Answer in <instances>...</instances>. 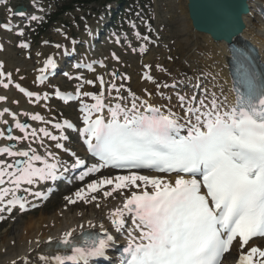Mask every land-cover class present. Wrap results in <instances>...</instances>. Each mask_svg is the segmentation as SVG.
I'll return each mask as SVG.
<instances>
[{
	"label": "snow or ice",
	"instance_id": "snow-or-ice-1",
	"mask_svg": "<svg viewBox=\"0 0 264 264\" xmlns=\"http://www.w3.org/2000/svg\"><path fill=\"white\" fill-rule=\"evenodd\" d=\"M28 19L37 21L39 17L31 15ZM13 28L10 22H0V29ZM15 34L23 37L24 30L19 28ZM135 35L151 43L148 36ZM18 47L28 49L29 44L21 42ZM147 51L145 45L139 47L141 55ZM112 59L119 62L115 53ZM99 66L106 68L102 61ZM3 67L0 63V69ZM56 67L49 56L40 72ZM85 67L93 71L91 64ZM143 67L142 79L155 88L154 92L145 89L144 97L125 88L124 83L118 86L117 78L128 81L130 77L116 71L109 72L108 82L103 75L88 79L65 73L69 80L78 82L75 94L57 90L55 96L65 104L79 101L83 127L65 119L52 124L59 135L45 127L29 132L28 124L8 108L0 111V117L7 114L14 121L6 131H0V139L10 142L0 147V213L11 214L16 208L25 211L30 196L46 199V193L34 189L61 179V169L78 172L76 179L81 182L110 169L114 174L97 176L79 188L74 199H65L70 204L94 202L99 208L96 193L106 200L116 199L114 194H118L121 203L106 216L112 231L101 223L99 234L80 239L73 238L74 230L65 232L46 254H37L40 264H92L108 259L109 250L117 247L118 236L126 240L118 264H223V257L235 244L236 264H264V249L248 247L254 238H264V72L257 74L242 65L243 91L234 89V100L229 102L227 96L220 99L206 87L200 97L195 91L176 93L175 78L169 84L151 75L150 65ZM156 70L172 76L159 64ZM0 78H5L3 71ZM6 79V83L0 79L4 89L13 83L10 75ZM36 80L42 83L44 76ZM97 84L98 92L84 90L85 85ZM15 87L29 103L49 99L47 93L39 95L20 84ZM200 87L199 83L193 85L194 89ZM165 89L173 90L172 94L166 96ZM154 96L159 97V103H153ZM85 98L91 103H85ZM5 99L0 96V101ZM22 115L51 123L39 114ZM0 123L7 125L8 121ZM13 127L22 135H13ZM65 130L78 134L93 158L91 164L62 143L70 139ZM30 138L42 153L32 143L26 149L17 147ZM44 138L55 141V149L68 153L74 162L68 165L49 149ZM145 170L159 175H146ZM88 225L95 227L92 221ZM47 243L52 245L51 238ZM22 264H31V260L22 258Z\"/></svg>",
	"mask_w": 264,
	"mask_h": 264
},
{
	"label": "rangeland",
	"instance_id": "rangeland-1",
	"mask_svg": "<svg viewBox=\"0 0 264 264\" xmlns=\"http://www.w3.org/2000/svg\"><path fill=\"white\" fill-rule=\"evenodd\" d=\"M135 1V12L126 14V16L128 18H133L136 15H139V18H143L144 20L146 19L148 23L152 25V33H150L149 36L155 40V43L152 45L145 44L148 51L144 55L139 53V47L143 45L142 43L144 40L142 38H137V36H132L130 39V44H122L120 47L115 46L112 42V35H115V33L116 35H119V30L124 29L123 22L126 18V16H120L115 23L116 25L113 27L115 28V32L110 35V39H107L106 36L103 37L100 44L96 46V51L92 52V55L88 57L89 59H99L104 56L109 60V66L111 68L106 69L104 72L96 73V75L104 76L109 74L108 72H111L114 69V71L123 75H127L128 77L130 74H133L135 76H133L134 80L135 78H138V72H140V68L145 65L144 60L147 59L151 66L150 73L158 78V80L168 82L169 78L173 76V78H175L178 83L180 82V84H183V82H186L188 79H198L201 81V76L203 74V64H201L200 60L198 59L204 55V53L201 55L199 50V48H202L203 40L201 36L194 34L189 26L185 11V1ZM22 2L25 4V6H28L30 9H32L31 1L8 0L5 2V5H0V20L3 21L11 14L8 9L13 10L16 6L22 5ZM38 2V5H40L39 7L42 11L40 16H42V14L46 15L49 13L51 11L49 6L51 4L52 6L54 5V3H48L47 0H38ZM64 3L65 0H59L60 7H62ZM112 7H114V4ZM108 13L109 11L100 8L98 5H90L87 8L75 7L74 10L58 16L54 23L47 27L42 36H37L38 38L35 37V32H33L35 27L27 29L22 38H14L12 35H2L0 33V37L3 42L5 40L9 43V48L3 52L4 55L2 57V61L6 67V70L11 71L14 76L17 77L16 79L24 78V81L29 82L31 80L29 77L32 76L29 74L32 63L36 62L38 59H44L47 54L50 53L48 47L42 45V43L44 41L55 42L58 40V37H60L57 33H55L56 30H63L64 33L68 35V38H74L75 42L77 40H84L89 29H91L93 32L98 31L99 28L105 30L101 25L103 22L108 21L106 20L108 18ZM44 19V21H47L46 17H44ZM106 26H108V24H106L105 27ZM109 31L110 30H108V32ZM25 39L31 42L32 46L30 61H25L23 59V51L17 46L18 43ZM196 45H199L200 47H197ZM73 47L76 48L81 54L85 53L80 46L74 45ZM113 53L119 57V62L112 59ZM0 56L2 55L0 54ZM158 61L162 63V67L168 69L172 73L171 77L156 70ZM96 75L93 74L91 78L88 79H94ZM133 80L130 79V85L132 84ZM125 82L129 83V81H122L124 86L127 85ZM57 84H67V87H70L71 85L70 82H67L66 80H60L58 78L54 82V85ZM72 84L73 87L75 84ZM87 87L90 88L89 91L91 92L99 91L98 84L95 87ZM153 89L155 90L154 87ZM47 108H45V115L46 119L49 121L67 119L70 115L74 114L73 106L63 107L57 104H51ZM69 138L68 147H75V145H77L76 141L70 136ZM29 143H32V140H29ZM24 144L25 141H22L21 143L17 144V147L23 149L25 147ZM45 144L47 145V143ZM51 145L54 148V144ZM32 146L38 148V150L42 153L43 149L40 148L38 143H32ZM55 153L57 154L62 152L56 151ZM59 156H61V158L64 160V154H59ZM87 183L88 182H80L79 185L72 188L70 186L62 187L38 210L24 215H15L12 218L4 221L0 224V236L2 237L4 234L8 235V233L11 234L16 230L18 231L19 226L24 223L32 222L42 216L49 217L50 215L67 209V207L72 204L68 203L65 197L73 198V194ZM39 188H41V186H39ZM73 188L77 190L75 191ZM96 195L98 200H100L102 195L100 193H96ZM93 204L94 202L85 204L82 201H78L73 205V207L71 206L72 210L70 212L76 213L83 209L84 211H87ZM27 258L30 260L35 259L30 257ZM38 261H31V264H34ZM16 264H22V260Z\"/></svg>",
	"mask_w": 264,
	"mask_h": 264
},
{
	"label": "bare ground",
	"instance_id": "bare-ground-1",
	"mask_svg": "<svg viewBox=\"0 0 264 264\" xmlns=\"http://www.w3.org/2000/svg\"><path fill=\"white\" fill-rule=\"evenodd\" d=\"M256 8L264 10V0L249 1L248 15L242 18L243 28L241 29V32L233 39V41H235V43L246 42L253 46L256 49V57L258 62L264 65V23L261 21L259 15L256 14ZM202 40L203 45L202 48H199V50L200 54L203 55L204 53V55L201 56L198 60H200V63L203 64V75H210V77L206 79H210V81H206L205 85L207 86L210 92H215L220 99H223L224 96H227L228 101L232 102V84L228 74L229 52L227 51L226 44L221 42L215 43L206 36H202ZM6 45H8V43H6ZM196 46L198 47L199 45ZM2 56H0V58H2ZM80 62L82 61L80 60ZM103 63L105 64V66H108V62L105 59L103 60ZM41 68L42 67L39 66H37L36 68L30 67V70L34 71L33 74L37 73L35 78L39 74H42L40 72ZM100 70L102 69L96 67L93 68L94 73H97ZM46 73H49V70H46L43 74ZM104 79L106 82H108L111 80V77H105ZM130 79L133 80V76H130ZM6 82L7 81H5V83ZM115 83L117 85L120 84L117 81H115ZM130 86L133 89L132 91L136 95L144 97V90L147 89L149 91L151 88V83L135 78ZM84 90L87 91L89 89L85 87ZM172 91L173 90H167L165 92V95L167 96L172 94ZM183 92L188 91L184 90ZM115 94L116 93L113 92V95ZM0 96H4L6 98L4 101H0V111H3L4 108H8L12 113L16 115V118L18 120L19 117H26L25 115H22V113L32 114L30 113V111L32 110L38 111L40 115L44 117L41 113V110L44 107L42 103H35L33 101L29 103L28 100L23 99L19 95H16L11 90L10 86L8 87V89H4L2 86H0ZM13 101H18V103H13ZM84 102L87 101L85 100ZM159 102V98L154 96L153 103ZM164 103H166V101H164ZM173 103H175L174 95ZM10 118V116L5 114L3 117H0V120H7L8 124L13 125L14 121ZM40 124L43 123L39 122L38 125ZM4 126L5 124L0 123V131H2V128ZM17 132L19 133V131L13 127V133ZM6 142L7 141L0 139V147L6 145ZM145 174L153 175L147 173ZM77 181L78 179L75 178L71 181V183H76ZM114 195L117 197L116 199L108 198L106 200L103 198V196H101V199L98 200L101 205L99 208H97L94 203L87 211H84L83 209L79 210L76 213H71V206L73 207V205H70L69 207H67V209L61 212L59 211L53 215H50L49 217H39L38 219L32 222L22 224L21 226H19L18 231H11V234L8 233V235L4 234L2 237L0 236V264H13V262H15L16 264L21 262L22 258H25L26 256L30 258H35L31 259L32 262L34 260L38 261L37 254H46L44 252L47 251L50 247H54L59 238L63 235V233L71 230H74L73 238L75 239H78L84 233H100L101 229L99 226L101 223L104 225L105 228L109 229V231L111 232L112 229L110 226V222L106 218L107 213L112 208L118 206L121 203L119 195ZM88 221H92L95 227L90 228L88 225ZM81 225H83V228L80 227ZM50 238L52 240V245H49L47 243ZM122 240H124V237H117V243L122 242ZM253 244H259L262 249H264V240H258L256 244L255 242ZM233 249H235V247ZM111 251L112 249L109 250L108 255L112 257L113 254L110 253ZM105 264L110 263L106 262Z\"/></svg>",
	"mask_w": 264,
	"mask_h": 264
},
{
	"label": "water",
	"instance_id": "water-1",
	"mask_svg": "<svg viewBox=\"0 0 264 264\" xmlns=\"http://www.w3.org/2000/svg\"><path fill=\"white\" fill-rule=\"evenodd\" d=\"M192 29L214 42L230 44L242 29L241 17L247 13V0H186Z\"/></svg>",
	"mask_w": 264,
	"mask_h": 264
},
{
	"label": "trees",
	"instance_id": "trees-1",
	"mask_svg": "<svg viewBox=\"0 0 264 264\" xmlns=\"http://www.w3.org/2000/svg\"><path fill=\"white\" fill-rule=\"evenodd\" d=\"M96 1L97 0H73V3H77V4H89L91 2H96Z\"/></svg>",
	"mask_w": 264,
	"mask_h": 264
}]
</instances>
